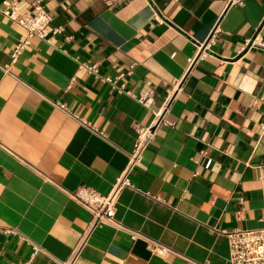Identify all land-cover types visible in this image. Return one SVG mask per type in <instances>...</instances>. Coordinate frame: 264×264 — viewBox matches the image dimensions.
Here are the masks:
<instances>
[{"label": "crops", "instance_id": "1", "mask_svg": "<svg viewBox=\"0 0 264 264\" xmlns=\"http://www.w3.org/2000/svg\"><path fill=\"white\" fill-rule=\"evenodd\" d=\"M5 1L0 264H27L34 244L30 264H232L223 232L264 228V48L250 42H264V0H41L49 35L15 62L26 35ZM33 1L18 0L17 15ZM160 109L132 186L117 195V224L89 230L72 193H111L134 125ZM150 241L172 252L155 254Z\"/></svg>", "mask_w": 264, "mask_h": 264}, {"label": "built area", "instance_id": "2", "mask_svg": "<svg viewBox=\"0 0 264 264\" xmlns=\"http://www.w3.org/2000/svg\"><path fill=\"white\" fill-rule=\"evenodd\" d=\"M4 5L5 9L3 10V14L6 17L9 16L14 21H16L25 30L26 35V38L22 39L12 52L13 62H15L21 54L20 52L25 48L27 44L30 43L32 37H39L41 39H44L49 35L47 28L53 21V16L50 14L49 10L41 0L33 1V12L29 16L25 17H19L17 15L18 0H6L4 2ZM61 31L62 28H56L54 30V32ZM250 42L251 44L264 48V42L260 38L259 34H257L252 40H250ZM87 68L91 73H95L97 76H99L97 65H91ZM2 69L5 72H8L10 70V67L9 65L2 66ZM102 80H105L111 84L115 83V79L110 76L102 77ZM138 100L147 107L152 106L153 103V97L148 93L140 94ZM59 107L63 110L69 111V109L64 107L63 105H59ZM163 112L164 110L160 109L157 113H155L154 120L150 123V125H134V129L137 132V137L135 140V147L130 154V163L127 169L116 180L117 182L111 193L103 196L100 195L95 189L88 186L79 188L72 193L75 200H78L85 208H87L91 212V225L89 230H92L93 228L101 226L105 223L117 224V220L115 218L116 204L118 200L117 195L123 189V187L132 186L128 174L136 164L141 163L144 152L149 146V142L155 135L156 128L160 123L164 121ZM95 130L97 131V129ZM5 232L15 233V230L5 229ZM223 233L228 236L229 252L231 255L232 264H264V228H236V230L230 232L224 231ZM149 247L153 253L160 256L169 255L172 252L170 248L155 241H150ZM33 248L34 250L31 257L32 259L33 256L41 250L40 246L37 244H34ZM32 259L27 264H30L32 262ZM187 264L203 263H197L190 259H187Z\"/></svg>", "mask_w": 264, "mask_h": 264}]
</instances>
